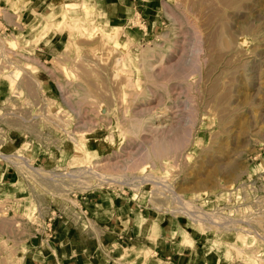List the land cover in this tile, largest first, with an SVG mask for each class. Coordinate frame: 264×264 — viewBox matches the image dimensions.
I'll list each match as a JSON object with an SVG mask.
<instances>
[{"label":"rangeland","instance_id":"rangeland-1","mask_svg":"<svg viewBox=\"0 0 264 264\" xmlns=\"http://www.w3.org/2000/svg\"><path fill=\"white\" fill-rule=\"evenodd\" d=\"M95 6L0 0V153L17 169L0 157L17 180L0 264L94 191L189 223L213 264H264V0H164L113 40ZM35 148L74 160L37 164Z\"/></svg>","mask_w":264,"mask_h":264},{"label":"crops","instance_id":"crops-1","mask_svg":"<svg viewBox=\"0 0 264 264\" xmlns=\"http://www.w3.org/2000/svg\"><path fill=\"white\" fill-rule=\"evenodd\" d=\"M163 1L95 0L97 20L106 26L117 25L136 14L144 15L147 20L158 13ZM45 44L44 48L51 41ZM42 149L32 150L34 163L52 161L60 165L74 160L66 154L71 150L56 149L55 154ZM3 155L0 153L2 159L14 166L13 161ZM86 155L89 158L90 154ZM15 188L17 180L12 179L9 168L0 161V195H7ZM80 206L81 210L74 209L75 214L68 213L57 221L56 231L50 239L41 238L39 243L31 240L32 245H37L22 256L21 264H131L118 259L127 258L131 253H135L132 258L137 257L138 264L166 263L159 258L169 260V264L214 263L213 251H204L209 237L202 238L199 231L196 235L189 223L164 217L159 211L156 216H151L139 201L130 196L94 191L91 196L81 198ZM125 248L126 252L123 251ZM146 249L152 251L147 259L143 258Z\"/></svg>","mask_w":264,"mask_h":264},{"label":"bare ground","instance_id":"bare-ground-1","mask_svg":"<svg viewBox=\"0 0 264 264\" xmlns=\"http://www.w3.org/2000/svg\"><path fill=\"white\" fill-rule=\"evenodd\" d=\"M85 1L86 0H83V4H85ZM95 8L96 9H94V10H92V11H90L89 12V14H95V12H96V10H97V6H95ZM84 13H86V12H84ZM86 16H87V14H86ZM92 16L93 15H91V16H89V17H91V18H89L88 19V23H89V25H91L92 26V24L94 23V19L92 18ZM106 21V20H105ZM73 23V22H72ZM88 25V24H87ZM87 25H85V26H87ZM109 25V24H108ZM75 26V25H74ZM73 27V26H72ZM105 27L107 28V30H105V31H103L102 33H101V35L102 36H104V37H106V38H108L109 40L110 39H117L118 37H119V35H121L120 33H123L124 34V27L122 26V25H120V24H117V25H113V26H106L105 25ZM24 28V27H23ZM79 28H81V27H79ZM74 29V28H73ZM75 30V29H74ZM83 30H85V29H83ZM79 31V30H78ZM81 32V31H80ZM98 32V31H97ZM82 33V32H81ZM126 33V32H125ZM125 35V34H124ZM172 66V65H171ZM162 70V69H161ZM160 143V142H159ZM158 143V144H159ZM157 144V145H158ZM85 147V146H84ZM165 148V147H164ZM169 148H171V146L169 147ZM176 148V147H175ZM146 149V148H145ZM152 149V148H151ZM150 149V150H151ZM155 149H156V147H155ZM87 150V149H86ZM86 150H80V152H79V157L80 158H85V159H87V161H88V157H86V156H88V155H86V154H90V152L89 151H86ZM160 150V149H159ZM163 150V149H162ZM146 151V150H145ZM166 151H168V150H166ZM155 152V151H154ZM158 152V151H157ZM145 154L147 153V152H144ZM158 154V153H157ZM157 154L155 153L154 155H156L157 156ZM165 154V153H164ZM144 155V154H143ZM159 155L160 154H158V158H159ZM145 156V155H144ZM146 156H148V157H146L147 159L148 158H151V154L148 152V154L146 155ZM155 156V157H156ZM154 157V158H155ZM145 158V159H146ZM8 161V160H7ZM10 164H11V162H9ZM12 165V164H11ZM14 167V166H13ZM15 168V167H14ZM16 169V168H15ZM17 170V169H16ZM77 210H78V208H77ZM186 237V236H185ZM184 242V241H183ZM186 244V243H185ZM116 247V246H115ZM128 248V247H127ZM125 250H127L126 248L125 249H123V251L124 252H126ZM152 253V251L151 250H149V249H146L145 250V252H144V255H143V258H145V259H147L148 257H149V255ZM153 256V255H152ZM157 262H159V264H167V263H162L161 261H157Z\"/></svg>","mask_w":264,"mask_h":264},{"label":"built area","instance_id":"built-area-1","mask_svg":"<svg viewBox=\"0 0 264 264\" xmlns=\"http://www.w3.org/2000/svg\"><path fill=\"white\" fill-rule=\"evenodd\" d=\"M263 179H264V175H263ZM81 207V206H80ZM76 208V207H75ZM77 209V208H76Z\"/></svg>","mask_w":264,"mask_h":264}]
</instances>
